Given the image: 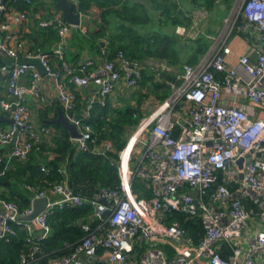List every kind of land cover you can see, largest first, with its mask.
I'll use <instances>...</instances> for the list:
<instances>
[{
	"label": "built area",
	"instance_id": "obj_1",
	"mask_svg": "<svg viewBox=\"0 0 264 264\" xmlns=\"http://www.w3.org/2000/svg\"><path fill=\"white\" fill-rule=\"evenodd\" d=\"M19 1L31 3L0 0V72L9 69L4 90L0 88V111H10L12 121L10 127L0 128V146H11L10 154L24 160L36 146L38 133L49 131L35 126L27 105V94L40 95L42 74L32 64L10 65L3 60L4 56L37 57L46 73L65 74L78 88L94 85L81 116L70 117L80 133L72 140L78 150L89 149L98 156L109 157L116 151L112 163L119 181L113 187H100L91 197L75 192L67 181L50 184L48 190L36 191L33 199L46 196L47 203L32 220L20 218L32 207L20 211L0 198V238L23 229L27 240L36 243L50 234L49 217L55 209L88 204L89 219L76 220L82 238L70 253L50 256L45 264H264V0H240L227 32V27L221 29L226 32L222 37L204 32L214 41L196 64H171L155 57L130 60L122 50L109 60L102 58L107 53L104 41L101 55L88 56L76 66L63 57L73 29L80 25L64 21L60 11L42 18L36 14L41 27L57 28L59 39L50 53L26 49L21 37L33 17L19 7ZM239 15L242 19L236 25ZM193 22L194 27L177 25L175 31L194 39L203 31ZM236 26L249 35L258 33L262 46L245 52L234 49L230 39ZM51 55L63 61L64 74L53 71ZM143 67L150 76L174 77L165 81L168 96L155 100L127 131L119 150L108 139L97 142L89 122L92 108L107 102L115 105L114 92L121 85L139 84ZM27 74L28 87L22 85ZM57 90L63 108L72 112L75 93L62 82ZM136 177L151 188L149 198L134 190ZM50 194L57 198L51 199ZM243 199L251 200L254 207L245 208ZM173 214L200 218L204 231L198 242L177 219H170ZM38 250L34 244L31 254ZM20 263L29 260L22 256Z\"/></svg>",
	"mask_w": 264,
	"mask_h": 264
},
{
	"label": "trees",
	"instance_id": "obj_2",
	"mask_svg": "<svg viewBox=\"0 0 264 264\" xmlns=\"http://www.w3.org/2000/svg\"><path fill=\"white\" fill-rule=\"evenodd\" d=\"M75 1L76 11L79 14H87L91 6L95 5L99 9V22H97V28L92 32L73 29L63 57V60L71 66L77 65L82 51L87 50V52L97 53V56L101 55L100 47L104 41L106 42L107 53L102 55V58L105 59H113L115 53L122 50L130 60L155 57L171 64H196L207 53L209 39L202 34L194 39L181 38L174 32L175 26L189 27L192 23L191 17L186 14L187 12L189 14L191 10L186 9L183 5L186 2L190 6L203 7L209 17L217 10L225 11L227 6L230 7L231 0ZM17 4L20 8L27 9L33 17L32 27L28 33L31 48L42 51L49 50L50 46L55 45L59 39L57 28L54 26L41 27L38 24V18L35 16L36 14H39L41 18L52 16L53 13L50 12V8H54L53 0H31L30 4L19 1ZM221 4L224 5V9L221 8ZM151 15L156 18L160 25L171 23L173 34L164 33L156 40L150 37L149 32L141 34L137 28L145 25ZM241 19L242 17L239 15L236 25L240 23ZM213 24H209L205 33L214 35L215 25ZM231 35H240L245 39L249 36L248 33L238 30L237 26ZM70 46L77 48L76 52L72 51ZM57 60V67H62L63 61ZM51 65L55 69L52 62ZM148 77L151 80L149 83L143 80V76L139 80V84L146 89L143 97L148 96L156 101H161L167 97L169 89L165 81L172 80L174 77L167 73H163L161 76L149 75ZM84 107V100L76 94L74 111L76 110L78 114ZM44 113L41 116H44ZM145 113L139 103L136 106L129 103L124 106H114L107 102L105 106L95 105L92 108L89 122L97 142L108 139L112 142L114 150H119L125 144L127 131L134 127ZM43 119L46 121V117ZM56 126L60 129L58 130L59 133L51 137L53 142L51 150L56 153L54 158L50 160L45 159L46 157L43 158V156L39 158L40 152L37 156L34 154L39 150L33 149L29 153L30 160L24 163L15 162V171L4 169V164H0V198L16 204L20 211L29 208L31 198L36 191L48 190L50 184L64 179L75 192L85 197H91L102 186L113 187L118 185L117 169L112 163V159L116 158V151L111 152L109 157H102L90 152L89 149L78 150L67 129L61 124H56ZM42 158L45 160L44 166L47 170H43L41 165H37V163L40 164ZM35 162L37 163L35 164ZM26 169L30 170V175L23 182L33 185V190L21 186L22 179L19 177H22L20 173ZM133 188L138 195L144 198H149L152 195L146 180L140 177L135 178ZM242 202L245 208L254 207L253 202L249 199H243ZM91 212L92 208L88 204L79 208L55 209L49 217V223L52 227L51 234L36 243L27 240L26 231L23 229H17L15 235L8 234L6 238H0V264H21L22 256L29 260V264H45L50 256H62L70 253L84 235L76 220H86ZM173 215L170 219H177L191 238L198 242L204 231L200 218H190L182 214ZM34 244L38 245L39 250L31 254ZM138 252L141 254L142 248H138Z\"/></svg>",
	"mask_w": 264,
	"mask_h": 264
},
{
	"label": "crops",
	"instance_id": "obj_3",
	"mask_svg": "<svg viewBox=\"0 0 264 264\" xmlns=\"http://www.w3.org/2000/svg\"><path fill=\"white\" fill-rule=\"evenodd\" d=\"M46 1H51V0H46ZM53 2H54V0H53ZM234 4H235V2H230V8ZM95 7H96L95 5H92L90 10H89V12L87 14L80 13V16H82V18L80 19L82 21V25H80V30L81 31H83V32H92V31H94L97 28L95 26V23L92 22V19H91L92 18V16H91L92 12L96 11ZM221 8L222 9L225 8L223 4H221ZM50 9H51L50 12L59 13V11L56 10L55 8H53V7H51ZM224 20H225V18H224ZM214 24H215V33H217V31L220 30V28L224 25L222 23L219 24L218 22H214ZM31 27H32V24L30 25V27L28 29V32L24 33V35H22V37H21V40L26 45V49H32L31 48L32 45H31V42H30L31 40L29 39V36H28V33H29ZM215 33H214V35H215ZM70 37H71V35H70ZM230 44L238 52H245V51H248V50H252L253 51V50L259 49L262 46V43H261V40L259 38L258 33H254L253 35H249L248 38H246V39L243 38L240 35H238V36L234 35L230 39ZM52 47H53V45L50 46V49ZM50 49L47 50V52L50 53ZM70 49L72 51L76 52L77 48L70 46ZM88 56L89 57L90 56L91 57H95V56H97V53H93L91 51L87 52V50L82 51L80 53V58L78 60V63L81 60H83L84 58L88 57ZM57 61H58L57 58L54 57L53 55H51V61L50 62H52L53 67L55 68V69H53V71H55V72L58 71L59 73L62 74L63 73L62 72V67H60V68L57 67V63H58ZM72 64H74V63L72 62ZM6 77H7V75H5V76L0 78V88H1L2 91L4 90V87L2 85L3 84V80H5ZM29 78L30 77H29L28 74L25 75L23 77V80H22V85L28 87L29 86ZM58 82L64 83L66 87L71 89L75 93V97H76V94H78L81 97V99L84 100L85 105H86L87 97L94 91V88H95L94 85H92V84L90 86L84 87V88L75 87L73 84H70L68 82V79L65 76V74H64L63 77L62 76L55 77L53 74H49V73H46L45 75H42L41 82H40V95L35 96L33 94H30V93L27 94V105H28V108H29L30 119L35 124V126H37L38 129H39L40 126H46L49 129V131H47V132L40 131L38 133L37 140H36V146H34L28 152L27 158L24 159V160H21V159L15 157V156H12L10 154L11 146H8V145L7 146H5V145L0 146V164H2V163L4 164V169H10L12 171H15V169H14L15 162L24 163V162L30 160L29 159V153L33 149H36V150L38 149L39 150V151H36V152L34 151L35 152L34 154L36 156L38 155V152H40L39 158L42 157V156H43V158L46 157L45 159H47V160H50V159L54 158L56 156V153L53 150H51L52 149L51 147H53V142L51 140L52 139L51 137L54 134L59 133L58 130H60L56 126V124H60V123H54L53 122L58 117L59 109L60 108L62 109L63 113L65 114V116L69 120H71L70 119L71 115L81 116L82 111L80 113H78V114H77L76 110L75 111L73 110L71 113H69L63 108L62 104L60 103V101L58 99V90H57V83ZM120 88L121 89L122 88H126V86L125 85H121L119 87V89ZM117 92L119 94V97H122V96H124L126 94V92L121 93L122 91H120V90H118ZM39 96L43 97L44 99L42 100L41 98H39ZM115 104H117V102H115ZM112 105H114V104H112ZM74 109H75V107H74ZM43 112H45L44 116H41V114H43ZM45 117H46V121L43 119ZM90 118H91V114H90ZM11 124H12L11 112L10 111H5V112L0 111V128H8V127L11 126ZM69 136H70V134H69ZM70 138H71V136H70ZM74 143L76 144L75 141H74ZM43 146H44V148H41ZM43 158L39 162L40 164L35 162V164L37 163V165H41V169L45 168V166H44L45 165L44 164L45 160H43ZM20 175L22 177V178L19 177V179H22L21 186H24L27 189H30V190L32 189L33 190L34 189L33 185H30L28 183L23 182V180H25L27 178V176L30 175V170H28V169L23 170V172L20 173ZM63 181H66V180L64 179ZM48 196L51 199L57 198V195H55V194H50ZM33 197L31 198V202H30L29 207H32V202L34 200ZM87 219H89V216H88ZM34 233H35V235H39L40 228L38 226L34 227ZM50 234H51V232H50ZM168 249H169V247H168Z\"/></svg>",
	"mask_w": 264,
	"mask_h": 264
},
{
	"label": "rangeland",
	"instance_id": "obj_4",
	"mask_svg": "<svg viewBox=\"0 0 264 264\" xmlns=\"http://www.w3.org/2000/svg\"><path fill=\"white\" fill-rule=\"evenodd\" d=\"M143 1V0H142ZM230 2H235V4L230 8L229 6H227V9L225 11H215L212 14H210V16L208 17V13L207 11L205 12V9L203 7H194V6H190L188 3L185 2V4L183 5L186 9H190V13L188 14V12L186 13L187 15H189L191 17L192 23L190 25H193L194 27V22L193 20L197 21V25H199L202 32V35H204V31H206V29L208 28L210 23H214V22H218L219 24L222 23L224 24L220 30L217 31V33H215V36H217L218 38L222 37L224 34H226L227 30H228V26L230 25V23L232 22V20L234 19L235 16V12H239V2L240 0H231ZM191 7V8H190ZM230 9H229V8ZM233 8H235L233 10ZM96 11L92 12V22L95 23V26L97 25V22H99V9L96 8ZM233 10V11H232ZM199 11V13H198ZM202 12V13H201ZM204 15V16H203ZM226 16V17H225ZM82 18V16H80V19ZM225 18V20H224ZM224 20V21H223ZM223 21V22H222ZM79 25H82V21L80 22ZM215 25V24H213ZM227 27L226 28V32L225 30L223 32H221V29L223 27ZM176 27V26H175ZM192 27V26H191ZM139 29L140 33H147L149 32L150 37H152V39L156 40L159 39L161 37L162 34H173L172 32V25L171 23H167L164 25H160V23L156 20V18L151 15L149 16V20L148 22L141 26V28H137V30ZM176 28H174V32L177 34V32L175 31ZM182 38V37H181ZM208 38V37H207ZM210 39V38H208ZM213 39L208 41V50L209 48L212 46L213 43ZM207 50V52H208ZM142 76H143V80L147 81L148 83L151 81L150 78L148 77L149 71L146 67H143L142 70ZM118 90L123 92H126V94L122 97H119L118 94ZM146 92L145 87H143V85L137 84L135 87H131V88H120L117 89L114 92V95H112L113 101L119 103L115 104V106H124L127 103L131 104V105H141V108L145 110V112L147 113L149 107H152L153 104L155 103V99L153 101L152 98L150 97H143V94ZM140 101V102H139ZM123 108V107H122Z\"/></svg>",
	"mask_w": 264,
	"mask_h": 264
},
{
	"label": "water",
	"instance_id": "obj_5",
	"mask_svg": "<svg viewBox=\"0 0 264 264\" xmlns=\"http://www.w3.org/2000/svg\"><path fill=\"white\" fill-rule=\"evenodd\" d=\"M54 8L58 11H60L62 18L64 21L71 25H79L80 24V14L76 11V5L73 1L70 0H54ZM4 62L7 64H13V63H29L34 65L42 75L46 74L45 67L41 61L40 58H27V57H21L18 59H13L8 56L3 57ZM9 69H6L3 72H0V78L8 75ZM54 123H60L62 124L67 131H69V134L71 138H78L80 136L79 130L77 125L69 120L65 114L63 113L62 109H59L58 117L53 121ZM84 192V190H82ZM192 194L196 195L195 192H191ZM47 203V197H39L35 198L32 202V211L29 214L23 215L20 218L24 220H32L34 217L40 213L42 210H44Z\"/></svg>",
	"mask_w": 264,
	"mask_h": 264
}]
</instances>
